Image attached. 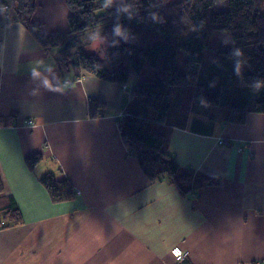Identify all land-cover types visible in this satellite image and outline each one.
Wrapping results in <instances>:
<instances>
[{"label": "crops", "instance_id": "0c3cea01", "mask_svg": "<svg viewBox=\"0 0 264 264\" xmlns=\"http://www.w3.org/2000/svg\"><path fill=\"white\" fill-rule=\"evenodd\" d=\"M35 1L32 20L45 33L69 31L66 0ZM37 62L55 67L33 79ZM189 105L167 121L185 120L171 122L167 150L202 179L197 197L143 172L122 138L130 92L80 67L62 71L22 23L7 22L0 0V264H178L176 252L192 264H264V114L238 125ZM135 109L155 117L143 103ZM36 154L43 161L31 169ZM50 172L80 195L54 202L41 183Z\"/></svg>", "mask_w": 264, "mask_h": 264}, {"label": "trees", "instance_id": "16d2710c", "mask_svg": "<svg viewBox=\"0 0 264 264\" xmlns=\"http://www.w3.org/2000/svg\"><path fill=\"white\" fill-rule=\"evenodd\" d=\"M66 1L70 10L67 33L47 34L33 22L35 0H12L8 9H4L6 20L22 23L45 52L54 53L62 71L80 67L86 76L122 88L126 85L123 89L130 92L134 111L121 122L122 138L132 148L143 172L151 181L172 182L183 196L198 195L202 179L192 170L181 169L167 150L173 131L171 122L185 120L179 116L170 124L167 121L174 109L180 112L178 108L184 107L188 114L193 98L201 104L220 105L224 90L236 85L238 79L250 87L259 81L260 94L252 106L229 103L226 121L242 125L249 114H264L262 0H123L120 5H115L114 0ZM186 23L191 24L194 33L185 39ZM117 27L121 28V35H116ZM224 34L233 39V47L207 45L209 35ZM102 40L110 42L104 55L98 51L86 53V47ZM236 49L241 50V56L234 54ZM181 51L186 59L183 72L178 69ZM208 63L212 64L209 72L205 69ZM237 63L242 66L239 73ZM146 66L153 69V79L129 88L131 75H140ZM175 90L180 97L176 96L174 106ZM187 99L188 105L182 104ZM140 103L153 111L154 119L136 113V105ZM95 105L99 112L104 108L99 102ZM41 161L43 156L39 154L26 159L31 169ZM41 183L54 202L69 201L75 196L68 179H59L52 172L45 174ZM3 191L0 182V193ZM7 214L19 220L13 203L7 207ZM178 264L192 263L187 256Z\"/></svg>", "mask_w": 264, "mask_h": 264}, {"label": "rangeland", "instance_id": "374dc122", "mask_svg": "<svg viewBox=\"0 0 264 264\" xmlns=\"http://www.w3.org/2000/svg\"><path fill=\"white\" fill-rule=\"evenodd\" d=\"M7 1L10 2V0H7ZM114 1H116L115 2L116 4L120 5L123 0H121L119 2H117L118 0H114ZM171 1H176V0H171ZM193 33H194V29L192 28L191 24L186 23V32L184 33L183 37L186 39V38L190 37ZM207 45L209 47H217V46L233 47L234 41L227 34H224L222 36L209 35V37L207 39ZM109 46H110V42L103 41V40L97 41V42L93 43L91 46L86 47L85 51H86V53H94V52L98 51L99 54L104 55L105 51L108 49ZM74 57H75V55L73 56V59H75ZM185 60H186L185 55L181 51L179 61H178V69L181 72L184 71L183 67H184ZM211 65L212 64H210V63L205 65V69L208 70V72L210 71L209 66H211ZM240 68H242V66H240ZM153 77H154L153 69L149 66H146L140 75H137V74L131 75V79L129 82V84L131 85L130 87L132 88V86L135 83H137L139 80H141L142 83H144L148 80L153 79ZM216 83L222 84L220 82H216ZM259 94H260L259 90H255L253 87H250L247 85H242L240 79H238L236 85H231L227 90L226 89L224 90V95H223L224 101L220 105H209L208 104V106H209L208 110L213 115H215L217 113L219 115H222V114L225 115L226 113H228L229 103H248L249 106H252V101L256 97H258ZM177 97L179 98L180 94H178ZM175 101H176V96L172 97V104L174 106H175ZM199 108H200V106L197 107V109H199Z\"/></svg>", "mask_w": 264, "mask_h": 264}, {"label": "clouds", "instance_id": "9594fccd", "mask_svg": "<svg viewBox=\"0 0 264 264\" xmlns=\"http://www.w3.org/2000/svg\"><path fill=\"white\" fill-rule=\"evenodd\" d=\"M115 33H116V35H121L122 34L121 28L117 27L115 29ZM234 54L239 57V56L242 55V52H241L240 49H236ZM41 67H43L45 71L51 73L53 71V68L55 67V65L54 64L43 65L42 63L37 62L35 65L32 66V68L30 70L31 71V76L33 77V79H37V78L41 77ZM239 70H240V64L237 63L236 64L237 73H239ZM42 84L46 88H51L52 87L51 81L48 78H46V77L43 78ZM253 88L255 90H259L260 89V82L259 81L254 82Z\"/></svg>", "mask_w": 264, "mask_h": 264}, {"label": "built area", "instance_id": "2783aa9c", "mask_svg": "<svg viewBox=\"0 0 264 264\" xmlns=\"http://www.w3.org/2000/svg\"><path fill=\"white\" fill-rule=\"evenodd\" d=\"M1 2H2L3 6H4V9H5V10L8 9V5H7L3 0H1ZM68 83H69V82L67 81L66 84H68ZM123 88H126V85H125ZM29 124L33 125L32 122H30ZM187 255H188V254L183 253V252H176L177 259H179V260H183L184 258L187 257ZM260 264H261V263H260Z\"/></svg>", "mask_w": 264, "mask_h": 264}, {"label": "bare ground", "instance_id": "6f19581e", "mask_svg": "<svg viewBox=\"0 0 264 264\" xmlns=\"http://www.w3.org/2000/svg\"><path fill=\"white\" fill-rule=\"evenodd\" d=\"M217 81H215V83H216ZM124 117V115L122 116L121 115V118H123ZM223 143V142H222ZM80 195V192H77V190L75 191V196H79ZM194 197H197V195H194ZM176 256V255H175ZM176 258H177V256H176ZM177 260H179V259H177Z\"/></svg>", "mask_w": 264, "mask_h": 264}, {"label": "water", "instance_id": "95a60500", "mask_svg": "<svg viewBox=\"0 0 264 264\" xmlns=\"http://www.w3.org/2000/svg\"><path fill=\"white\" fill-rule=\"evenodd\" d=\"M260 49H262V50L264 51V46H263V45H261V46H260Z\"/></svg>", "mask_w": 264, "mask_h": 264}]
</instances>
